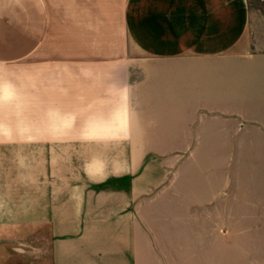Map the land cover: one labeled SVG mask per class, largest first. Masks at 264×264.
I'll use <instances>...</instances> for the list:
<instances>
[{
	"label": "crops",
	"instance_id": "crops-1",
	"mask_svg": "<svg viewBox=\"0 0 264 264\" xmlns=\"http://www.w3.org/2000/svg\"><path fill=\"white\" fill-rule=\"evenodd\" d=\"M0 264H264V3L0 0Z\"/></svg>",
	"mask_w": 264,
	"mask_h": 264
},
{
	"label": "rangeland",
	"instance_id": "rangeland-1",
	"mask_svg": "<svg viewBox=\"0 0 264 264\" xmlns=\"http://www.w3.org/2000/svg\"><path fill=\"white\" fill-rule=\"evenodd\" d=\"M94 146H88V150L86 152H110L112 151L110 145L106 146L103 145L105 142L101 141H94ZM73 143H57V155H64V150H69ZM67 144V145H66ZM67 147H66V146ZM99 145V146H98ZM103 145V146H102ZM92 147L94 149H92ZM96 147V148H95ZM68 148V149H66ZM75 148L74 146L71 148ZM184 155L180 156L178 159L174 161H178L181 164V161L185 162L184 167L188 168L187 165L192 162V152L190 150L183 151ZM69 153V152H67ZM73 153V152H72ZM128 157L127 154H112V153H104L103 155H88V156H75L73 157H65V156H58L57 159V171L59 172L58 181L59 186L61 182H70V181H86L87 175L86 173H82V167H99L102 170H105L101 173L100 179H105L109 181L120 179L123 175H117L119 172H116L114 166L118 165L119 161L126 160ZM171 168V167H170ZM172 171V168H171ZM172 174H177V170L175 168V172L172 171ZM128 176V175H127ZM97 177L91 176L89 177L90 180L96 179ZM107 182V181H106ZM92 190L98 191V187L92 188ZM66 189H62L60 186V195L66 193Z\"/></svg>",
	"mask_w": 264,
	"mask_h": 264
},
{
	"label": "built area",
	"instance_id": "built-area-1",
	"mask_svg": "<svg viewBox=\"0 0 264 264\" xmlns=\"http://www.w3.org/2000/svg\"><path fill=\"white\" fill-rule=\"evenodd\" d=\"M260 2L264 3V0H259Z\"/></svg>",
	"mask_w": 264,
	"mask_h": 264
}]
</instances>
